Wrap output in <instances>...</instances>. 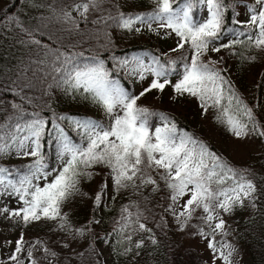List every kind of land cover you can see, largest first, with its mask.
<instances>
[{
	"label": "snow or ice",
	"instance_id": "obj_1",
	"mask_svg": "<svg viewBox=\"0 0 264 264\" xmlns=\"http://www.w3.org/2000/svg\"><path fill=\"white\" fill-rule=\"evenodd\" d=\"M103 2L54 0L41 5L49 14L34 17L35 23L4 15L2 26L14 27L18 43L28 46L31 77L9 80L0 99V157L22 161L0 165V201H6L0 223L18 231L0 245L8 249L0 251V264H109L111 256L137 264L146 248L160 246L157 233L171 228L206 242L211 255L204 264H233L236 249L224 239L222 217L246 201L255 207L264 180L257 183L251 167L235 166L170 113L138 102L168 87L169 99L194 98L201 114L211 112L236 141L264 145V102L257 96L248 103L227 63L228 56L241 64L260 60L264 0H153L148 11L134 10L128 0L106 10ZM95 11L106 13L91 20L98 27L81 28ZM110 29L172 44L166 51L117 54L118 37ZM254 88H264V71ZM67 100L95 112L59 110ZM85 181L96 188L92 214L80 223L72 202L89 196ZM125 193L111 228L103 227L106 213L97 218L96 209H107L105 197L115 204ZM35 225L46 229L44 238L25 239Z\"/></svg>",
	"mask_w": 264,
	"mask_h": 264
},
{
	"label": "trees",
	"instance_id": "obj_2",
	"mask_svg": "<svg viewBox=\"0 0 264 264\" xmlns=\"http://www.w3.org/2000/svg\"><path fill=\"white\" fill-rule=\"evenodd\" d=\"M129 1L130 0H128V4L131 5ZM53 2L54 0H7L6 3L0 8V99H3L6 95L4 88L9 80L16 79V77L20 73H24V77L22 78L31 77V72L26 70L29 63L28 46L18 43L20 36L17 34V31L14 29V27L5 28L2 26L4 22V15L6 13L10 15L20 14L22 19L35 23V20L33 19L34 17L38 18L41 14H49V9H47L46 7H42L41 5L52 4ZM72 2L73 0H63L64 4H71ZM114 2L123 4L124 0H104L102 7L107 10ZM150 9L151 8L136 7L134 10L148 11ZM125 10L127 11L128 9L125 8ZM105 14V12L100 11L90 12L88 25H84L83 21L81 20V28L98 27V25H93L91 23V20L95 19V17L97 16H102ZM109 31L115 32L116 36L118 37V39L116 40V43L118 44L117 54L130 53L132 51H143L148 49L156 51L149 44L133 40L131 37H129L128 35H124L119 30L110 29ZM38 38L40 37L38 36ZM85 47H87V45H85ZM222 53L223 55H227V53L223 50ZM257 54L260 56V60L255 64H249L247 62L241 64L240 60L234 56H228L227 59L231 60V65L236 68L237 72L245 71L249 66L255 65L257 69V76L255 81H257L260 72L264 71V53ZM241 82L242 78L241 74H239L235 86L240 93L242 85ZM256 93L257 95L263 97L264 88H262L259 92L256 91ZM7 95L8 98L11 99V95ZM253 102L248 101V103L250 104ZM143 105L155 107L158 110L163 111L160 107L152 104ZM59 110H62L69 114H85L84 112H81L79 110H66L62 106H59ZM46 114L50 116V113ZM170 114L176 118L177 123L180 127H184L188 131H195L198 136H201V138L212 145L213 149L219 150L214 143H212L210 140L205 139L198 132V130L192 125L188 118L173 113ZM207 115L209 121L218 128V125L211 118V112L207 113ZM0 122H2V119H0ZM229 160L237 167H251L257 173V183H260L261 180H264V151L261 154L257 155L256 158L248 164H240L231 159ZM21 162V160H7L0 162V165L15 164L19 166ZM261 187H264V184H262ZM127 198V193H125L123 199L117 197L115 204L111 202L110 204H108L106 210L102 208V211L106 213L104 215L103 227H107L109 229L111 228L112 219L119 214L120 205L125 202ZM255 203L256 206L251 216H249L248 218H240L238 220L231 221V223L235 226V237L246 251L250 264H264V196H258V199ZM92 211L93 209L90 206V216L92 214ZM96 215L100 214L97 213ZM193 223H196V221H193ZM99 230L100 229L98 228L97 231ZM27 231L28 234L26 238L30 240L37 236L44 238L46 229H43L40 225H35L27 229ZM157 235L158 239L161 242L160 246L157 249L160 257L162 258V264H192L193 254L189 246V240L192 236L189 235L188 231L180 232L171 228L167 230L166 235L159 232L157 233ZM52 239L55 240L56 237L52 236ZM35 255L37 257L41 256L39 252H35Z\"/></svg>",
	"mask_w": 264,
	"mask_h": 264
},
{
	"label": "rangeland",
	"instance_id": "obj_3",
	"mask_svg": "<svg viewBox=\"0 0 264 264\" xmlns=\"http://www.w3.org/2000/svg\"><path fill=\"white\" fill-rule=\"evenodd\" d=\"M7 0H0V8L6 3ZM130 4L135 3V5L140 8H152L153 0H130ZM252 2V0H248ZM75 16L76 13L73 12ZM241 19L246 17L241 15ZM133 40H136L141 43H147L152 46L156 51L164 50L166 51L168 46L172 44L171 40L160 39L158 40L154 35L149 36L145 33L144 35L132 36L128 35ZM220 55H223L222 51ZM227 63L230 67L231 79L234 84L237 82V77L241 74L242 85L241 93L245 99L249 102L255 101V97L259 96L256 93L254 88V82L256 80L257 69L255 65H251L245 71L237 72L236 68L231 65V60L227 59ZM173 82L175 77L172 78ZM140 89V84L137 83L136 90ZM171 89L166 87L163 94L159 93L156 90H152L149 93H146L138 103L140 104H152L160 107L163 111H167L185 118H188L192 125L198 130V132L207 140H210L214 143L219 151L223 152L228 159H231L240 164H248L252 162L257 155L261 154L264 151V145L257 140H248V141H236L230 134H226L222 127L218 125V128L215 127L208 119V115H202V110L199 108L198 102L192 97H184L178 100L169 99ZM260 101L264 102V96H259ZM59 106H62L66 110H79L88 115H93L95 109L88 105L85 107L82 101H62ZM75 115V114H73ZM7 160H19L15 156L0 157V162ZM83 190L89 192L88 197H76L72 202V212L75 219L79 220L80 223H84L87 217L90 216L89 208L91 206V195L96 188L95 182L89 183L85 181L82 185ZM6 201H0V203ZM112 201L110 197H105V203L110 204ZM14 204V201H13ZM255 207H252L250 203L245 202L243 207L237 206L233 212L224 214L223 219L226 221L225 228L227 230V236L224 238L228 243L232 244L236 252L233 253V264H250L248 255L241 244L237 241L234 230L235 226L231 221L238 220L240 218H248L254 212ZM97 218L102 214V208L96 209ZM175 229V228H173ZM176 230V229H175ZM177 231V230H176ZM28 234V231L25 232V239ZM18 231L12 230L10 227H5L0 223V245L3 244L5 238L14 239L17 237ZM116 237H113L115 240ZM216 240L220 241V234L217 233ZM13 245H10L11 247ZM189 246L193 254L192 264H204V261L207 260L211 252L207 249L206 242L201 240L198 236L191 237L189 240ZM101 248L105 249V255L107 256L108 248L107 246L101 244ZM7 248H0V251H7ZM36 252L40 255L42 253L37 249ZM109 264H125V261L121 258L119 261L116 260L115 256L109 257ZM137 264H162V258L158 253V249L153 250L151 247L146 248L141 256L138 258ZM220 264H223L220 261Z\"/></svg>",
	"mask_w": 264,
	"mask_h": 264
}]
</instances>
